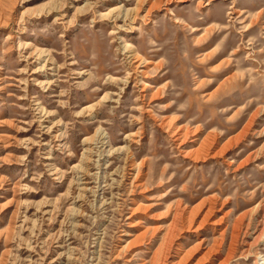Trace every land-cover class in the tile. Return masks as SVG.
I'll return each mask as SVG.
<instances>
[{
    "label": "rangeland",
    "instance_id": "1",
    "mask_svg": "<svg viewBox=\"0 0 264 264\" xmlns=\"http://www.w3.org/2000/svg\"><path fill=\"white\" fill-rule=\"evenodd\" d=\"M70 2L0 0V264H264V0Z\"/></svg>",
    "mask_w": 264,
    "mask_h": 264
},
{
    "label": "bare ground",
    "instance_id": "2",
    "mask_svg": "<svg viewBox=\"0 0 264 264\" xmlns=\"http://www.w3.org/2000/svg\"><path fill=\"white\" fill-rule=\"evenodd\" d=\"M72 3V0H71V2H70V4ZM121 4H119V5H117V6H115V8L116 9H118L119 10V12L121 13L120 15H121V17H122V19L123 20H126L127 18H133L134 16H133V12H132V9L133 8H121ZM77 8V7H76ZM230 13V12H229ZM230 43V42H229ZM122 46V49H123V51L125 52V56L124 57H126V59L129 61V62H137V64H136V68H137V66H139L142 62H143V60L144 59H142L141 57H139V55L140 54H137V52H136V50H134V49H132V46H131V44L130 43H128V42H126V41H124L123 42V44L121 45ZM43 53H45V50H43V49H39V50H37L36 52H35V58H37V59H39V58H42L41 56H42V54ZM33 55H34V53H33ZM47 60H51V58L48 56L47 58L45 57L44 58V61L41 63V64H39V66L37 67V70H42V69H44V67H45V63H46V61ZM146 60V59H145ZM135 66V65H134ZM50 68H54V67H50ZM129 71V70H128ZM110 77V76H109ZM112 79H114V78H112ZM47 81H43V80H37V83L39 84V85H43V84H45ZM87 107H92V104H89V105H87ZM103 133V132H102ZM101 131H100V128H97L96 130H95V133H94V135H95V137H97V138H100L101 137ZM211 135V134H210ZM209 134H208V136L204 139V141L202 142V147H205V149H208V146L211 144V141H212V139H213V137H211V139L209 138V136H210ZM214 136V135H213ZM94 137V138H95ZM208 139L210 140V142L208 141ZM85 142H87V141H85ZM89 143V142H88ZM88 149V148H87ZM87 149H85V151H87ZM204 150V149H203ZM74 167H78L77 165H75L74 164ZM82 189H85V187L83 186V187H81Z\"/></svg>",
    "mask_w": 264,
    "mask_h": 264
}]
</instances>
